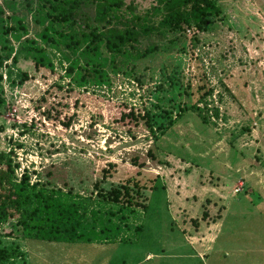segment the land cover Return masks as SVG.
I'll return each mask as SVG.
<instances>
[{
    "label": "rangeland",
    "instance_id": "obj_1",
    "mask_svg": "<svg viewBox=\"0 0 264 264\" xmlns=\"http://www.w3.org/2000/svg\"><path fill=\"white\" fill-rule=\"evenodd\" d=\"M123 1L124 21L102 31L124 30L133 10L156 4ZM225 5L209 32L142 40L159 46L144 58L113 63L102 44L103 82L79 86L71 52L48 48L53 68L35 67L39 0H0V41L11 26L21 36H8L12 50L0 45V156L13 159L17 181L27 173L87 212L82 242L0 227V248L21 252L4 264H195L199 235L210 236L199 245L204 264H264V0Z\"/></svg>",
    "mask_w": 264,
    "mask_h": 264
},
{
    "label": "trees",
    "instance_id": "obj_2",
    "mask_svg": "<svg viewBox=\"0 0 264 264\" xmlns=\"http://www.w3.org/2000/svg\"><path fill=\"white\" fill-rule=\"evenodd\" d=\"M90 4L96 5L93 15L85 10ZM123 5V0H39L36 21L44 28L39 36L44 47L32 42L35 47L32 46L31 50L36 53L33 58L35 67L53 68L47 54L48 48L71 52L74 59L67 73L75 83L79 86L86 80L102 83L105 77L102 44L113 63L121 58H144L157 51L159 46L142 49V40L157 39L173 43L174 38L170 36L185 29L205 33L226 19L225 0H156L145 15H137L133 10L131 17L125 19L124 30L110 28L102 31L100 24L124 21L119 15ZM94 22L96 24H92ZM20 29L26 34V28ZM1 31L3 42L0 41V45L5 51L12 50L7 38L12 34L13 39L20 41L19 28L11 26ZM140 118L149 132L154 134L150 116ZM1 160L5 163L0 169V227L13 221L21 228L24 238L44 242L76 243L86 239L84 221L87 212L83 203L61 190L49 191L39 183L31 184L27 173L21 181H17L13 159L2 154ZM125 195L128 198L125 203L128 207L133 206L130 191L126 190ZM114 202L120 203L119 194L114 197ZM144 210L147 211L148 207L144 206ZM1 239L0 234V245ZM18 257H21L20 251L0 248V264Z\"/></svg>",
    "mask_w": 264,
    "mask_h": 264
},
{
    "label": "crops",
    "instance_id": "obj_3",
    "mask_svg": "<svg viewBox=\"0 0 264 264\" xmlns=\"http://www.w3.org/2000/svg\"><path fill=\"white\" fill-rule=\"evenodd\" d=\"M218 227H220V225L218 226ZM212 229V228H211ZM220 234H221V232H220ZM216 236H217V234H216ZM210 236H206V238L205 237H201V235H199V236H195V237H191V239H192V245H194V243H197V245H196V247H197V249H194L196 252L199 250V253L198 254H200L198 257H199V260L200 261H198L197 263H195V264H200V263H203V258H204V256L202 255V253H201V247L199 246V245H202L201 244V241L202 240H204L205 241V239H210L209 238ZM220 237H219V235H218V239H219ZM213 240V243H214V241H215V235H214V238H212ZM212 243V244H213ZM210 248H211V246H210ZM207 253V252H206ZM206 253H205V255H206ZM197 254V255H198ZM197 257V258H198ZM218 264H225V262H222L221 260H218Z\"/></svg>",
    "mask_w": 264,
    "mask_h": 264
}]
</instances>
